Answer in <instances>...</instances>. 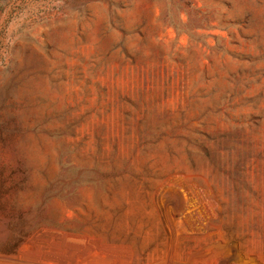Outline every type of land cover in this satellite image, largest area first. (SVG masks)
<instances>
[{"label": "rangeland", "instance_id": "374dc122", "mask_svg": "<svg viewBox=\"0 0 264 264\" xmlns=\"http://www.w3.org/2000/svg\"><path fill=\"white\" fill-rule=\"evenodd\" d=\"M0 264H264V0H0Z\"/></svg>", "mask_w": 264, "mask_h": 264}]
</instances>
